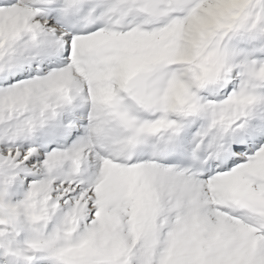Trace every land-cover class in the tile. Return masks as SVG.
I'll use <instances>...</instances> for the list:
<instances>
[{"label": "snow or ice", "instance_id": "1", "mask_svg": "<svg viewBox=\"0 0 264 264\" xmlns=\"http://www.w3.org/2000/svg\"><path fill=\"white\" fill-rule=\"evenodd\" d=\"M0 264H264V0H0Z\"/></svg>", "mask_w": 264, "mask_h": 264}]
</instances>
